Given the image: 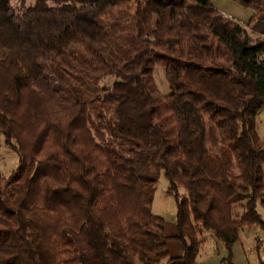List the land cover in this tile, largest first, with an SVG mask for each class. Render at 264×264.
Here are the masks:
<instances>
[{"label":"trees","instance_id":"obj_1","mask_svg":"<svg viewBox=\"0 0 264 264\" xmlns=\"http://www.w3.org/2000/svg\"><path fill=\"white\" fill-rule=\"evenodd\" d=\"M214 1L0 0V153L18 157L8 177L0 162V264H160L162 174L168 264H198L199 225L228 251L264 234V37ZM234 1L264 22V0Z\"/></svg>","mask_w":264,"mask_h":264},{"label":"rangeland","instance_id":"obj_2","mask_svg":"<svg viewBox=\"0 0 264 264\" xmlns=\"http://www.w3.org/2000/svg\"><path fill=\"white\" fill-rule=\"evenodd\" d=\"M21 0H13V3H19ZM35 0H27V6L34 4ZM213 7L222 12L226 16L236 20L240 24H246L252 11L243 8L234 0H217L213 2ZM131 7L130 9H132ZM154 79L156 80L158 89L163 96L170 94V86L166 78V71L163 67L157 66L154 69ZM114 78H107L101 82L100 87L110 86L114 83ZM110 117V115H108ZM257 133L261 139H264V107L259 111L257 117ZM1 172L4 177L10 176L18 167V157L6 147L4 144L0 153ZM264 174V167H263ZM169 188V181L164 174L161 175L157 185L155 201L152 206L154 215L164 220V235L168 238L167 250L169 257L160 264H168V261L181 253V244L177 240H171L175 236L176 230V202L173 196L167 193ZM258 211L264 221V208L261 203H258ZM201 240L203 241V248L197 258L199 264H219L225 257L231 254L233 264H260L263 258V253L258 252L257 241L263 240L264 234L260 226L254 225L252 227L244 228L239 237V242L236 243L230 251L223 243L215 239L211 231H206L199 225Z\"/></svg>","mask_w":264,"mask_h":264},{"label":"crops","instance_id":"obj_3","mask_svg":"<svg viewBox=\"0 0 264 264\" xmlns=\"http://www.w3.org/2000/svg\"><path fill=\"white\" fill-rule=\"evenodd\" d=\"M222 13V12H221ZM223 14V13H222ZM226 16V15H225ZM227 17H231V16H227ZM251 17H252V15H251ZM251 17H250V19H251ZM232 19V18H231ZM250 19H249V21H250ZM249 21L246 23V24H242L243 26H245V27H247V29H248V31H249V33L252 35V36H255V37H264V22H262V23H252V24H250V25H248L249 24ZM176 208H177V206H176ZM176 216H177V214H176ZM176 230H177V224H176ZM177 234H178V231H177V233H176V235L175 236H173V237H171V240H176V236H177ZM178 241V240H177ZM179 242V241H178ZM181 244V243H180ZM203 245L204 244H202V247H201V249L203 248ZM201 252V251H200ZM182 253H183V248H182V245H181V253L179 254V256H177V257H174V258H172V259H175V258H178V257H180L181 255H182ZM197 263L199 264V262H198V259H197ZM207 264V263H206ZM219 264H223L222 263V261L219 263Z\"/></svg>","mask_w":264,"mask_h":264}]
</instances>
